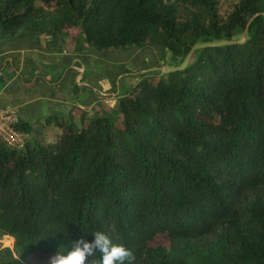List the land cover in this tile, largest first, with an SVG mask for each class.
I'll use <instances>...</instances> for the list:
<instances>
[{"label": "trees", "instance_id": "trees-1", "mask_svg": "<svg viewBox=\"0 0 264 264\" xmlns=\"http://www.w3.org/2000/svg\"><path fill=\"white\" fill-rule=\"evenodd\" d=\"M63 32L78 50L170 60L138 73L116 115L18 122L22 147L0 139V264H49L97 230L131 264H264V0L225 15L217 0H0V44Z\"/></svg>", "mask_w": 264, "mask_h": 264}, {"label": "crops", "instance_id": "crops-1", "mask_svg": "<svg viewBox=\"0 0 264 264\" xmlns=\"http://www.w3.org/2000/svg\"><path fill=\"white\" fill-rule=\"evenodd\" d=\"M75 43L63 32L0 44V110L12 109L19 122L34 127L52 115H71L77 124L81 116L100 112L98 98L111 91L105 84L125 69L119 70L124 61L109 59L112 53L99 54L93 47L78 50ZM108 68L112 70L107 77L103 70ZM75 110L81 112L78 117ZM47 129L45 137L58 131L54 126Z\"/></svg>", "mask_w": 264, "mask_h": 264}, {"label": "rangeland", "instance_id": "rangeland-1", "mask_svg": "<svg viewBox=\"0 0 264 264\" xmlns=\"http://www.w3.org/2000/svg\"><path fill=\"white\" fill-rule=\"evenodd\" d=\"M238 0H217L218 2V10L221 14L225 15L228 11H230L231 7L237 2ZM77 43H75L76 45ZM99 54L105 53H112L107 56V58L112 60H123L124 64L123 67H120L119 70L124 69L119 75L115 77L113 82H106L105 86H111L109 89L111 91H105V96H99L98 107L102 108L101 112H110V115H116L117 106H118V98L121 97L127 89L135 83L138 77V73L146 70L149 67H154L157 65H161L164 62L170 60V56L168 53H163V51L158 46H152L149 48H128L125 50H111L108 52L98 51ZM122 61V62H123ZM100 66V65H98ZM119 67V66H117ZM145 68V69H144ZM112 68H108L103 70L106 72V76L108 77ZM102 71V72H103ZM118 71V70H117ZM109 73V74H108ZM69 76V75H68ZM67 76V77H68ZM104 80V78H102ZM74 109V108H73ZM77 117L81 113L78 110H75ZM90 114H86L84 116V120H87ZM73 118V117H72ZM80 122V121H79ZM79 122L77 124H79ZM55 130H58V127L54 126ZM50 131V129H47ZM25 137H31L30 134L24 133ZM55 135L51 132V134L47 133L46 137L43 138L44 141L53 140ZM0 240L1 246H9L8 241ZM10 245L9 247H11Z\"/></svg>", "mask_w": 264, "mask_h": 264}, {"label": "clouds", "instance_id": "clouds-1", "mask_svg": "<svg viewBox=\"0 0 264 264\" xmlns=\"http://www.w3.org/2000/svg\"><path fill=\"white\" fill-rule=\"evenodd\" d=\"M91 237V240L83 235L71 239L66 248L60 244L49 258V264H93L91 258L97 253L98 264H131V250L123 244L114 243L106 232L97 230Z\"/></svg>", "mask_w": 264, "mask_h": 264}, {"label": "built area", "instance_id": "built-area-1", "mask_svg": "<svg viewBox=\"0 0 264 264\" xmlns=\"http://www.w3.org/2000/svg\"><path fill=\"white\" fill-rule=\"evenodd\" d=\"M18 122L12 109L0 110V139L8 147L20 148L24 143V134L15 127Z\"/></svg>", "mask_w": 264, "mask_h": 264}, {"label": "water", "instance_id": "water-1", "mask_svg": "<svg viewBox=\"0 0 264 264\" xmlns=\"http://www.w3.org/2000/svg\"><path fill=\"white\" fill-rule=\"evenodd\" d=\"M41 35H44V34H41ZM242 38L243 39L245 38V31L243 33V37ZM220 43H224V41L223 42H218V43H209V44H196V45H194L192 47L191 51L185 56L183 62L178 67H169V66L165 65L163 67V71L164 72H168V71H171V70H174V69H182L188 63L189 57H190V54H191L192 50L200 48L202 46H206V45L213 46V45H217V44H220Z\"/></svg>", "mask_w": 264, "mask_h": 264}]
</instances>
